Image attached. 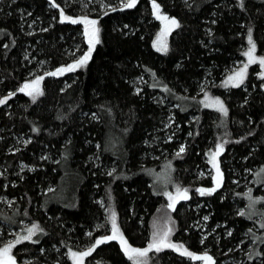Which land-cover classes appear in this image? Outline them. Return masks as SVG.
I'll return each instance as SVG.
<instances>
[{"label":"trees","instance_id":"16d2710c","mask_svg":"<svg viewBox=\"0 0 264 264\" xmlns=\"http://www.w3.org/2000/svg\"><path fill=\"white\" fill-rule=\"evenodd\" d=\"M121 1L0 0V248L14 244L15 264H76L72 253L89 249L85 264H136L116 240L96 245L114 214L136 248L170 227L169 240L216 264H264V202L251 213L246 195L249 178L251 197L264 196L263 78L254 64L243 85H222L249 33L264 57V0ZM153 1L179 20L166 53L153 46ZM61 10L96 18L100 33L84 67L54 76L90 48L83 24ZM35 74L43 92L33 99L20 89ZM207 93L228 115L203 105ZM218 145L215 186L202 172ZM177 186L191 197L170 209L164 193ZM142 260L195 264L169 248Z\"/></svg>","mask_w":264,"mask_h":264},{"label":"snow or ice","instance_id":"6c2138e0","mask_svg":"<svg viewBox=\"0 0 264 264\" xmlns=\"http://www.w3.org/2000/svg\"><path fill=\"white\" fill-rule=\"evenodd\" d=\"M135 4V0H130V2L126 5V7H133ZM154 6L158 9L159 6L155 5ZM56 7H59L58 5H56ZM61 16L63 17V10H61ZM164 19H167L166 17H162ZM64 19H71L72 23H84L85 24V34L88 36V43L89 45H94V43L98 42L96 40H94V36H95V29H93L91 32H89L88 29V25H95L96 21H91V20H87L86 18H80V19H72L70 17H64ZM171 23L175 26H178L177 22L175 20H172ZM249 43L251 44V47L249 48V50L247 52L244 53L245 56L248 57V62L249 63H254L257 62V58L253 55L254 53V49H255V45L252 43L251 41V33H249ZM92 48H89V52L85 53L84 56H82L80 58V60L77 62V64L75 66H82L83 64H85L88 60V58L90 57V53H91ZM161 50H165V49H161ZM261 65H264V58H259L258 61ZM73 65L68 66L67 70H73V68L75 67ZM248 67V65H244V69H246ZM244 69L241 70V72L236 73L235 75L237 77H240V79L237 81L235 86H239V83L243 82V74H244ZM63 70L58 69L57 73L61 72ZM57 73H49V75H56ZM43 79V77L38 78L36 81H33L32 84H25L23 88L20 89V91H25L26 89L31 88L32 90L28 92V95L32 96L33 99H35L36 95H40L42 93H40L38 87H36V85H38L39 80ZM234 79V77H229V82H232ZM5 103V100H0V104ZM210 106H216L218 108V110L220 112H224L226 114L227 109L224 108L223 103L217 99L215 101H213V104ZM218 152L217 153H213V156L218 155L219 150H222V146L218 145ZM184 151V148L181 147L179 152H177V156L180 155V153H182ZM215 166V165H214ZM262 172H264V170H262ZM215 189H209V190H204V189H197L196 191L199 192L201 195L205 194V191L211 192L214 191ZM164 195L168 196L169 200L171 201V203L168 204V208H174L175 203L179 200V199H188V189H181L179 186L176 187V195L173 196L172 193H168L165 192ZM248 196V200H249V208L254 207V205L257 203V201L253 200L251 197V193H247L246 194ZM241 215H245V213L241 212ZM249 218H251L250 213L248 214ZM205 219H207V217H205ZM262 227H264V225H261ZM39 230L38 225H33L31 228L27 229V233L28 235L23 236L22 239H31V236L34 234L35 231ZM112 232L113 234L111 236H107V237H102L100 239H98L96 241V245H99L107 240H119L120 243L123 245L124 247V251L129 255V259H133L136 261V264H144V261L142 260V258L146 257L148 252L155 249L156 251H160L163 247H170L173 248L177 251H181V249H183V245H176V244H172L169 241V236L171 235L172 232V228L170 227H166L165 230L163 232H161L159 229H157L156 231L153 232V239L152 242L149 243L147 248L144 249H137V248H131L128 244L127 241L124 240L123 236L119 234V230L116 228L115 225V215L113 214L112 216ZM17 243L20 242V240L18 239L16 241ZM14 247V244H7L5 245L3 248H0V264H15V260L14 258L10 255V251L11 248ZM93 249H89L85 252H81V253H72V256L74 258H76L77 260V264H82L83 261V257L90 255L91 251ZM183 255L189 256L193 259H197V260H203L208 262V264H214V261L212 260V257L208 256L207 254L204 255H195L191 252H189L187 249H183L182 252Z\"/></svg>","mask_w":264,"mask_h":264},{"label":"rangeland","instance_id":"374dc122","mask_svg":"<svg viewBox=\"0 0 264 264\" xmlns=\"http://www.w3.org/2000/svg\"><path fill=\"white\" fill-rule=\"evenodd\" d=\"M137 1H138V0H135V4L137 3ZM129 2H130V0H123V1L120 2V5L126 7V5H127ZM135 4H134V5H135ZM156 5H158L159 8L157 9V8L154 6V7H153V13H154L155 18L158 19V20L160 21V23H161V29L159 30L158 34L156 35V37H155V39H154L153 46H154V48H155L157 51H159V52H161V53H166V52L168 51V49H169V39H170V34H171V32H172L175 28H177V27L179 26V20H178L177 18H175V17H171V16H169L167 13H165V12L163 11L162 7H161L159 4H156ZM110 8H113V7H110ZM61 17H62V16H61ZM64 17H70V16L63 14L62 19H63V20H70V21H71V19H64ZM162 17H166L167 19H164V18H162ZM70 18H72V17H70ZM80 18H86L87 20L96 21V24H95V25H91V24H89L87 27H88V29H89V32H91L93 29L96 30V31H95L94 40L98 41V40H99V33H100V29H99V26H98V20H97L96 18H93V17H91V16H89V15H86V14H85V15L78 16V17H76V18H72V19H80ZM172 20H175V21L177 22L178 26L173 25V24L171 23ZM81 23H82V22H81ZM82 24H83L84 31H85V24H84V23H82ZM85 35H86V34H85ZM86 39H87V40L89 39L87 35H86ZM251 41H252V43L255 45V49H254V53H253V55L257 58V62L249 63V62H248V57L244 55V58H243V59H240L239 61H237L236 65H235L231 70L228 71L227 75L225 76V78H224V80H223V82H222V85H223L224 87H226V88H228V89H231V88H233V87H237V86H235V85H236L237 81L240 79V77H237L235 74L241 72V70L244 69V65H246V64L248 65V67H247L246 69H244L243 82H242V83H239V86H240V85H243V84L246 82L247 77H248V74H249V71H250V66H251V65H254V64H256L257 67H258V72L255 74V76H258V77H260V78H263L262 86H264V65H261V64L258 62V61H259V58H264V57L261 56V55L258 53L256 43L253 41L252 38H251ZM96 43H97V42H96ZM96 43H94V45H90V47H91V48H94V46L96 45ZM250 47H251V44L249 43V44L244 48V53L247 52V51L249 50ZM162 48L165 49V50H161ZM90 54H91V53H90ZM79 60H80V58H79L78 60H76L75 62L69 64V65H66V66H62V67H60L59 69H61V70H63V71H61V72H59V73H57V70H58V69L55 70V71L52 72V73H57V74L54 75V76H61V75H64V74H66V73H68V72L76 71V70H78V69L84 67V66L86 65V63H87V62H86V63L83 64L82 66H75ZM87 61H88V60H87ZM70 65L75 66V67L73 68V70H67V69H68V66H70ZM230 76H231V77H234V79H233L232 82H229V77H230ZM40 77H43V76H42V75H37V74H35V75H33L28 81H26V82L24 83V85H25V84H30V85H31L33 81H36V80H37L38 78H40ZM258 77H257V78H258ZM43 79H44V77H43ZM43 79L39 80L38 85H36V87H38L40 93L43 92ZM24 85H23V87H24ZM31 90H32V89L29 88V89H26L25 92L28 93V92L31 91ZM40 95H41V94H40ZM40 95H36L35 99L38 98ZM31 97H32V96H31ZM217 99H219V100L223 103L224 108L227 109L226 114H225L224 112H220L216 106H210V105L213 104V101H215V100H217ZM202 102H203V105H204L206 108H209V109H213V110H215L216 112H218V113H219L220 115H222L223 117H225V116L228 115V113H229V109H228L227 103L225 102V100H224L222 97H220V96H218V95L211 94V93H207V94L204 96V98H202ZM0 105H1V104H0ZM217 152H218V149L216 150L215 153H217ZM224 152H225V147H224V145H222V150H219L218 155H215V166L212 165L213 168H211V167H207V170H206L204 173L202 172V174H204L205 176H212V177H213L212 179L214 180V183H215V182H216V183H221L222 180H223V178H222V177H223V171H222V167H223V166L221 167V160H220V158H221V155H222ZM262 170H264V169H262ZM260 174H261L262 176H264V172L261 171ZM169 175H170V171H165L164 174H163V179H161V180L158 179V181H159V182H162L163 185L167 184V183H168V182H167V178L169 177ZM244 180H247V179H246V176L244 177ZM248 180H249V181H248V187H247L248 190H247V192L249 193V192H250L249 189L251 188V187H249V186H252V185H250V184H252L253 179L250 180V179L248 178ZM212 182H213V181H212ZM215 186H216V184H215ZM200 189H203V188H200ZM260 192H261V193L264 192V184L261 185V187L259 188V193H258V194H260ZM172 194H173V196L176 195L175 193H172ZM188 197H189L188 199H190V197H191V192H190L189 190H188ZM188 199H186V200H188ZM252 199L255 200V201H257V203L260 202L261 200L264 202V196H256L255 193H254V197H252ZM183 200H184V199H179L177 202H179V201H183ZM169 203H171V201H169ZM257 203L254 205V207L250 208L251 213H253V212L256 210V209H255V206L257 205ZM116 228L119 230V228L117 227V225H116ZM15 232H16V231H13V230L11 231V233H13V234H15ZM112 234H113V232H112V229H111V233H110L109 236H111ZM119 234L123 236L124 240L127 241V244H128L131 248H136V247H134V246H132V245L129 244L128 240L125 238V236L121 233L120 230H119ZM10 240H11V239H10ZM116 241L119 242L120 246L122 247V249H123V251H124V247H123V245L120 243V241H119L118 239H117ZM169 241H170L172 244L183 245V249H187L189 252H191V251H190V250H189L184 244L179 243V242H177V241H173V240H172V241L169 240ZM148 245H149V244H148ZM148 245H147L146 247H144V248H147ZM144 248H137V249H144ZM163 248L173 249V248H170V247H163ZM183 249H181V251H177V250H175V249H173V250H175V251H177L178 253H181V254H182ZM153 250H155V249H153ZM151 251H152V250H151ZM151 251H149L148 253H150ZM124 252H125V251H124ZM125 253H126V252H125ZM191 253H193V252H191ZM193 254H194V253H193ZM204 254H207L208 256L212 257V256L208 253V251H204V252H202L201 254H198V255H204ZM187 257H189V256H187ZM86 258H87V256L83 257L82 264H85V260H86ZM189 258H191V257H189ZM191 259L195 262V264H208V262L203 261V260H197V259H193V258H191ZM212 260L214 261V264H216V263H215V259H214V257H212ZM76 264H77V260H76Z\"/></svg>","mask_w":264,"mask_h":264},{"label":"water","instance_id":"95a60500","mask_svg":"<svg viewBox=\"0 0 264 264\" xmlns=\"http://www.w3.org/2000/svg\"><path fill=\"white\" fill-rule=\"evenodd\" d=\"M154 4H155V5L157 4L156 1H153V5H154ZM215 184H216V182H215Z\"/></svg>","mask_w":264,"mask_h":264}]
</instances>
